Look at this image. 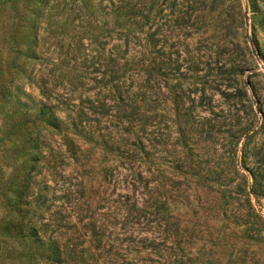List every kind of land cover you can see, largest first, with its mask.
Segmentation results:
<instances>
[{
	"label": "rangeland",
	"instance_id": "rangeland-1",
	"mask_svg": "<svg viewBox=\"0 0 264 264\" xmlns=\"http://www.w3.org/2000/svg\"><path fill=\"white\" fill-rule=\"evenodd\" d=\"M129 8L160 64L137 188ZM0 264H264V0H0Z\"/></svg>",
	"mask_w": 264,
	"mask_h": 264
},
{
	"label": "trees",
	"instance_id": "trees-1",
	"mask_svg": "<svg viewBox=\"0 0 264 264\" xmlns=\"http://www.w3.org/2000/svg\"><path fill=\"white\" fill-rule=\"evenodd\" d=\"M120 13L125 16V19L132 18V22L128 24V41L127 50L130 53V69L133 93L132 99L130 100L128 110H121L122 116L127 115V124H123V130L127 133L125 138L116 143V150L118 151L121 158L127 162V166L134 176V187L136 186V181L142 182L144 179L143 170L145 168V163L147 162L148 151L145 149V131L147 125L146 116V102L144 94L147 90V85L152 79L154 86H158V81L154 73H158L160 70V64L155 55L149 63L146 62V43L143 37L144 24L141 22L140 18L144 15L142 9H132L129 8L128 11L122 13L121 10L117 9L116 15L119 16ZM127 16V17H126ZM135 16H138L136 19ZM157 33V29L153 32V35ZM159 38L157 36H152V47L153 51L157 54L159 48L157 47ZM154 77V79L152 78ZM55 118L53 121L55 122ZM146 186V185H145ZM141 200L143 204L141 206V211H143V218L145 219V224L147 229L152 230L156 233V237L148 242L147 246L155 248L158 244L166 245L168 239L166 236L162 237L164 233L171 231L177 233L178 224L169 221V216L163 212L165 209V202L160 199L159 193L155 190L148 189L147 191H141ZM139 199H136V202ZM140 208V207H139ZM137 209L140 211V209ZM159 238L160 241H156ZM55 252H58V248L55 247Z\"/></svg>",
	"mask_w": 264,
	"mask_h": 264
}]
</instances>
